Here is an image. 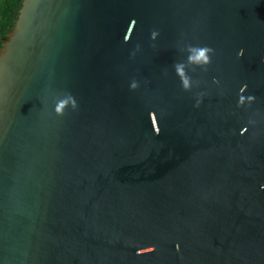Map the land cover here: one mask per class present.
Instances as JSON below:
<instances>
[{
  "label": "water",
  "instance_id": "1",
  "mask_svg": "<svg viewBox=\"0 0 264 264\" xmlns=\"http://www.w3.org/2000/svg\"><path fill=\"white\" fill-rule=\"evenodd\" d=\"M0 38V264H264V0H22Z\"/></svg>",
  "mask_w": 264,
  "mask_h": 264
},
{
  "label": "trees",
  "instance_id": "2",
  "mask_svg": "<svg viewBox=\"0 0 264 264\" xmlns=\"http://www.w3.org/2000/svg\"><path fill=\"white\" fill-rule=\"evenodd\" d=\"M22 0H0V37L7 34L13 27ZM2 39L0 38V47Z\"/></svg>",
  "mask_w": 264,
  "mask_h": 264
},
{
  "label": "clouds",
  "instance_id": "3",
  "mask_svg": "<svg viewBox=\"0 0 264 264\" xmlns=\"http://www.w3.org/2000/svg\"><path fill=\"white\" fill-rule=\"evenodd\" d=\"M194 51L198 52V55L195 56V57H191L190 56L189 59L190 60L195 59L197 62L203 61L205 64H207L209 62L208 61V55H207V53L210 52V51H213V50L212 49H209V48H201V49H196ZM176 69L182 75V66L179 65V64H177L176 65ZM183 83H184V86L185 87H188V80H187V78H184L183 79ZM137 86L138 85L136 83H133L131 85L132 88H136ZM249 99H253V97H249ZM64 106H65L64 103H61L60 106L57 108V111L60 112L63 109Z\"/></svg>",
  "mask_w": 264,
  "mask_h": 264
}]
</instances>
